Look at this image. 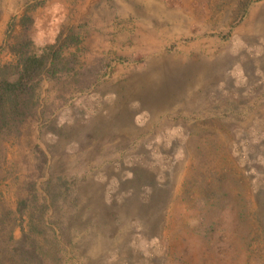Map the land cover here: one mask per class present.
<instances>
[{
	"label": "rangeland",
	"instance_id": "rangeland-1",
	"mask_svg": "<svg viewBox=\"0 0 264 264\" xmlns=\"http://www.w3.org/2000/svg\"><path fill=\"white\" fill-rule=\"evenodd\" d=\"M26 13L80 40L38 89L43 153L4 143L12 207L45 155L44 264H264V0H0V62Z\"/></svg>",
	"mask_w": 264,
	"mask_h": 264
},
{
	"label": "trees",
	"instance_id": "trees-1",
	"mask_svg": "<svg viewBox=\"0 0 264 264\" xmlns=\"http://www.w3.org/2000/svg\"><path fill=\"white\" fill-rule=\"evenodd\" d=\"M34 17L26 13L20 18L22 31L13 42L8 44V50L12 59L0 62V178L7 176L4 173L3 161L7 156L4 143L8 139L26 136L28 145L33 150H40L33 144L30 135L34 126L42 119L45 111H39L38 89L45 78L54 77L63 72H69L74 68L75 54L72 57H64L63 48L68 42L79 43L78 36L69 35L63 38V31L59 32L53 42L40 45L31 33L34 25ZM12 27V26H10ZM43 153V150H40ZM31 154V153H30ZM33 154V153H32ZM28 154H23L26 160ZM31 165L25 175V191L19 195L16 190L15 206L12 207L3 190H0V264H44V257L55 248L50 244L42 243L43 235L46 238L51 229L45 220L46 212L51 203H48L47 195L40 194L37 181L42 175V159ZM39 159V158H38ZM12 166L13 170L19 168ZM35 169L38 170L34 176ZM21 176V174H19ZM20 176L15 178L17 181ZM20 229L19 236L16 230ZM50 243V241H46Z\"/></svg>",
	"mask_w": 264,
	"mask_h": 264
}]
</instances>
